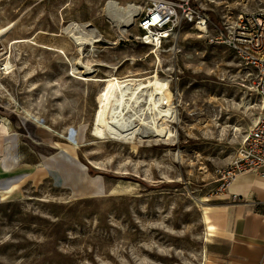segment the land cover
Wrapping results in <instances>:
<instances>
[{
	"label": "rangeland",
	"instance_id": "rangeland-1",
	"mask_svg": "<svg viewBox=\"0 0 264 264\" xmlns=\"http://www.w3.org/2000/svg\"><path fill=\"white\" fill-rule=\"evenodd\" d=\"M110 1L135 6L120 29ZM187 1L211 29L200 37L183 26L161 41L159 74L170 80L175 115L173 137L159 141L89 134L97 85L86 78L155 70L138 29L148 0H0V29L11 27L0 44L12 62L0 78L8 122L0 124V264H210L224 255L222 242L205 237L202 214L259 109L252 72L208 39L264 11V0ZM67 28L95 36L82 50L93 74L79 76ZM27 37L38 48L5 43Z\"/></svg>",
	"mask_w": 264,
	"mask_h": 264
},
{
	"label": "bare ground",
	"instance_id": "bare-ground-1",
	"mask_svg": "<svg viewBox=\"0 0 264 264\" xmlns=\"http://www.w3.org/2000/svg\"><path fill=\"white\" fill-rule=\"evenodd\" d=\"M133 4L128 5L127 9L119 7L115 2H108L106 11L110 17L117 21V28L120 29L123 25L131 21ZM142 11L140 10V13ZM11 27L0 29V40L4 39V35ZM64 29L72 42L76 45L77 59L76 65H79L84 70V74H93L92 67L84 65L82 50L84 46H92L95 42V36L78 28ZM169 35H166L168 38ZM142 43L149 47L144 58L154 55L156 58L155 70L140 75H129L119 78L115 75L117 68H111L112 74L105 78H95L90 76L86 78V82H94L97 85V90L94 97V108L91 114L89 134L95 139L104 138H122L131 140L135 135L140 134L145 137L151 134L153 139L159 141H168L173 137V132L170 123L174 120V107L168 103V88L170 80L160 76L159 58L160 40L152 34L147 35ZM8 46L15 45H30L38 46L33 42V39L27 37L25 39L6 40ZM49 52H57L60 56L66 58L65 53L60 50H54L50 47H41ZM8 48L5 50L3 58L4 76H8L11 72L12 65ZM134 61V60H132ZM1 86V85H0ZM1 98V96H0ZM33 122L40 124L37 119L26 114ZM1 125H7L5 119L0 118ZM46 130L51 131L48 127L43 126ZM238 129H236L237 131ZM53 132V131H51ZM54 133V132H53ZM58 136V135H57ZM73 144V143H72ZM75 147L76 145L73 144ZM14 187L6 193L12 192ZM6 197L2 195V200ZM202 223L205 225V237H211L212 228L208 224V218L203 212Z\"/></svg>",
	"mask_w": 264,
	"mask_h": 264
},
{
	"label": "built area",
	"instance_id": "built-area-1",
	"mask_svg": "<svg viewBox=\"0 0 264 264\" xmlns=\"http://www.w3.org/2000/svg\"><path fill=\"white\" fill-rule=\"evenodd\" d=\"M183 26L190 27L200 37H207L211 21L187 0H148L138 21L143 40L152 34L160 42L171 30ZM214 34L208 39L209 43L227 47L252 72L251 89L259 109L257 121L243 138L235 158L217 171L216 192L222 194L237 176L264 169V11L242 14L233 25L217 27ZM4 54L5 49L0 44V78Z\"/></svg>",
	"mask_w": 264,
	"mask_h": 264
},
{
	"label": "crops",
	"instance_id": "crops-1",
	"mask_svg": "<svg viewBox=\"0 0 264 264\" xmlns=\"http://www.w3.org/2000/svg\"><path fill=\"white\" fill-rule=\"evenodd\" d=\"M204 212L211 237L225 246L210 264H264V169L237 176L224 193L207 200Z\"/></svg>",
	"mask_w": 264,
	"mask_h": 264
}]
</instances>
